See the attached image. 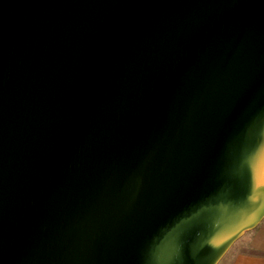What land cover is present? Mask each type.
<instances>
[{"label":"water","instance_id":"95a60500","mask_svg":"<svg viewBox=\"0 0 264 264\" xmlns=\"http://www.w3.org/2000/svg\"><path fill=\"white\" fill-rule=\"evenodd\" d=\"M264 218V0H0V264H218Z\"/></svg>","mask_w":264,"mask_h":264},{"label":"crops","instance_id":"0c3cea01","mask_svg":"<svg viewBox=\"0 0 264 264\" xmlns=\"http://www.w3.org/2000/svg\"><path fill=\"white\" fill-rule=\"evenodd\" d=\"M218 264H264V218L245 230Z\"/></svg>","mask_w":264,"mask_h":264}]
</instances>
